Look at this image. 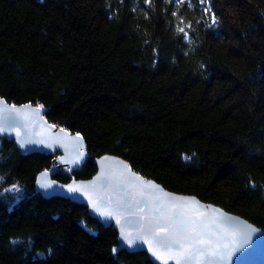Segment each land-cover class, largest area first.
Here are the masks:
<instances>
[{"label":"trees","instance_id":"obj_1","mask_svg":"<svg viewBox=\"0 0 264 264\" xmlns=\"http://www.w3.org/2000/svg\"><path fill=\"white\" fill-rule=\"evenodd\" d=\"M0 95L83 137L54 177L113 152L264 229V0H0ZM59 154L0 135V264H154L34 189Z\"/></svg>","mask_w":264,"mask_h":264},{"label":"water","instance_id":"obj_2","mask_svg":"<svg viewBox=\"0 0 264 264\" xmlns=\"http://www.w3.org/2000/svg\"><path fill=\"white\" fill-rule=\"evenodd\" d=\"M0 135L12 137L22 151L58 150L57 163L36 173L34 189L44 196L58 195L85 204L91 216L117 231L115 249L143 250L154 264H264L262 227L194 193L165 187L133 169L118 154L102 152L95 155L96 168L90 176L68 180L54 177L58 164L68 170L81 162L85 141L77 132L48 121L41 108L31 102L13 103L0 95ZM45 183L51 187H44ZM74 187L80 190L69 191ZM181 211L184 216L179 215ZM100 212H112L113 216H101ZM161 217H170L175 224L183 220L181 231L191 218L197 231L213 245L223 243L221 238L226 239L227 233L236 230H250L251 238L248 244L233 253L230 260L198 257L194 251L182 257L177 251L178 246H169L173 229L169 227V221ZM159 228L166 231L155 236L154 232Z\"/></svg>","mask_w":264,"mask_h":264},{"label":"snow or ice","instance_id":"obj_3","mask_svg":"<svg viewBox=\"0 0 264 264\" xmlns=\"http://www.w3.org/2000/svg\"><path fill=\"white\" fill-rule=\"evenodd\" d=\"M183 31V29H181ZM44 187H51L45 183ZM87 187V186H84ZM79 187L70 188L69 191L75 192L79 191ZM142 211V209L140 210ZM101 216L111 217L113 216L112 212H100ZM180 216H184V213L181 211ZM144 217H141L143 220ZM161 219H167L169 221V227L173 229L170 234L168 244L176 245L177 251L183 257L187 253L195 252L198 257H211L218 260H230L233 256V253L239 251L246 244L249 243L251 238L250 230H236L231 233L226 234V239L223 243H217L213 245L211 240L205 238L204 234L197 231L195 226V221L189 218L190 223L187 227L181 231L180 226L184 224V221L181 220L179 224H175L171 221L170 217H161ZM166 229L159 228L154 232L155 236H160L161 233L165 232ZM237 232L239 233V239H237ZM115 251V250H114Z\"/></svg>","mask_w":264,"mask_h":264}]
</instances>
